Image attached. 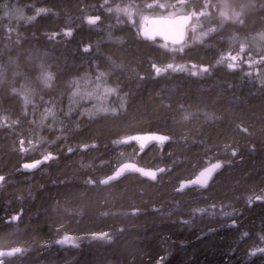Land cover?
<instances>
[{"label":"trees","instance_id":"16d2710c","mask_svg":"<svg viewBox=\"0 0 264 264\" xmlns=\"http://www.w3.org/2000/svg\"><path fill=\"white\" fill-rule=\"evenodd\" d=\"M144 2L0 0V251L23 250L3 264H264L250 254L264 247V0H185L180 14L209 4L195 25L209 34L188 32L183 51L143 42L141 17L115 11ZM225 4L239 17L222 18ZM169 63L185 70L152 67ZM146 133L169 142L117 146ZM125 162L164 172L101 187ZM215 162L207 189L177 192Z\"/></svg>","mask_w":264,"mask_h":264},{"label":"snow or ice","instance_id":"6c2138e0","mask_svg":"<svg viewBox=\"0 0 264 264\" xmlns=\"http://www.w3.org/2000/svg\"><path fill=\"white\" fill-rule=\"evenodd\" d=\"M185 4V0H177V3H171L170 0H152V2H145L142 5H134V4H129L126 5L125 7L121 8L119 5L116 6L115 11L117 14L123 13L124 15L127 16L129 22L135 23L133 20L134 15H139L141 17L140 19V25L138 27V33L142 34L144 38L146 39H152L154 40L157 36L163 37L165 40H172L173 44L181 43L182 38L185 35V29L189 25L190 21H192L193 17H196L197 20H199L200 17L207 16L209 13L207 12V8L209 7V4L206 2L202 9L200 11H191L187 12L184 14H180L183 11V7ZM178 5L180 7H178ZM252 5H243L242 10L244 7H248ZM227 4L223 6V9L220 10V16L224 18L225 20L227 19H233V18H238L240 13L233 12L232 15H229L228 12L224 9H227ZM151 10L148 15H145V11ZM46 9H38V13H43L46 12ZM108 11L111 12L113 11L112 8H108ZM29 19H34V17H31ZM100 19L99 16H89L88 17V23L89 24H95L98 20ZM242 22V21H241ZM215 28H210L209 32L215 31ZM193 31H195V27H193ZM65 35L70 36L71 30H67ZM209 33L208 32H203L201 33L202 36H207ZM55 35V34H54ZM261 39L264 40V34H261ZM161 47L168 49V44H163ZM245 46L243 44L240 45V51H244ZM87 50V49H85ZM170 51H177V49L172 48ZM178 51H183V48L181 47L178 49ZM232 61H236L238 59L237 56H233L229 54L228 57ZM261 61L264 62V57H261ZM255 61H252L251 59L249 60V64L254 63ZM230 68L234 67L233 64L228 65ZM152 67L155 69L157 74H160L161 72L168 71L171 69L172 71H184L185 66L182 65H174L173 63H169L163 68L157 66L156 64H153ZM193 68L196 66L193 65ZM41 68H43V65H41ZM200 71L202 72H207L208 68L201 66ZM0 72H2V69H0ZM193 75H196V72H192ZM103 73H101V76ZM100 77H97L99 79ZM41 79L45 86H50L52 79H53V74L51 72L47 71H42L41 73ZM23 87V86H22ZM14 93L17 92V89L12 90ZM117 90L115 88L112 89H106V92H116ZM77 93H73V95H76ZM20 95L23 97L24 104L28 105L32 101L29 99V95L27 91H20ZM91 95V94H88ZM48 114L52 115L53 113L51 110H47ZM185 119H187V116H185ZM247 131V129H245ZM131 140H135L139 142L140 144V149L143 150L144 147L146 146L147 142L150 141H156L160 144H163L165 141L169 140L168 136H163V135H147V136H135V137H128L124 142H128ZM119 142V141H118ZM31 143V141H29ZM21 144V151H24L25 149L23 148L24 141H20ZM71 151V149H69ZM232 155L235 156L236 152L235 150L232 151ZM51 158L50 154L45 156L44 159L47 160ZM41 161L37 160L33 163H25L23 167L25 169H31L37 167ZM222 164L220 162H217L213 164L211 167L205 168L199 173V176L195 179V181H189V183H196L201 186H206L207 181L211 178L213 172L220 168ZM125 171H132V172H138L144 176L150 177L151 179L155 180L156 179V172L150 171V170H145L144 168L137 167L136 164L134 163H125L122 164L121 167H119L113 175L106 177L103 180H100V184H108L110 181L117 179L121 175L124 174ZM158 171L163 172L164 169H158ZM5 177L0 176V182L4 181ZM89 183H92V181H89ZM183 187V185H181ZM253 197H249V203H251ZM255 199L258 200H264V195L256 196ZM136 211V210H134ZM225 215H229V213H224ZM19 219L18 216H13L11 218L12 221H15ZM244 236H247V233L244 234ZM97 238H108L107 233H100L97 234ZM69 237L65 236L61 241H58V243H65L69 241ZM261 241H264V236L260 237ZM23 250L20 248H14L9 252H0V257L3 256H11L15 255L17 253H21ZM256 253H262L264 254V247H256L252 252H250L251 255H255ZM0 264H3V261H0Z\"/></svg>","mask_w":264,"mask_h":264},{"label":"water","instance_id":"95a60500","mask_svg":"<svg viewBox=\"0 0 264 264\" xmlns=\"http://www.w3.org/2000/svg\"><path fill=\"white\" fill-rule=\"evenodd\" d=\"M191 24H192V21H190L189 25H188L187 28L185 29V35H184L183 38H182V42H181V43H177V44H173L171 39H169V40H165V39H164L163 37H161V36H157L154 40H152V39H146V38H144V36H143L142 34H139V33H138V37H139L140 40H142L143 42H147V43H155V42H158V43H161V44H168L169 46L178 47V46H182V45L186 42V39H187V36H188V29H189V27L191 26ZM147 135H160V134H156V133H146V134H139V135L127 136V137L121 139L119 142H117V146H125V145H129V144L134 143V144H136L137 147L140 149V144H139V142H137V141H135V140H131V141H128V142H124V141H125L126 138H128V137L147 136ZM168 142H169V140L165 141L163 144H166V143H168ZM154 145H162V144H160V143H158V142H156V141H150V142H147V144H146V146L144 147L143 150H141V149H140V150H141V151H145L146 149H148L149 147L154 146ZM125 163H133V162H125ZM125 163H122V164H125ZM215 163H217V162H215ZM215 163H212V164H209V165L205 166V167H204L203 169H201V170H200V171H199V172H198L193 178L188 179V180H186V181H182L181 183H179V185H178V187H177V192L181 193V192H183V191H185V190H187V189H201V190H205V189H207V188L210 186L211 182L214 180L215 176H216V175H217V174L223 169V164H222V163H221L222 166H221L220 168L216 169V170L213 172L211 178L207 181L206 186H201V185L196 184V183H189V181H195V179L199 176V173H200L202 170H204L205 168L211 167V166H212L213 164H215ZM122 164H120L119 166H117V167L115 168V170H114L109 176L113 175L114 172H115L119 167H121ZM134 164H135V163H134ZM136 165H137V164H136ZM137 167L144 168V167H141V166H138V165H137ZM144 169H145V170H150V171H154V172H156V179L153 180V179H151L150 177L144 176V175H142V174H140V173H138V172L125 171L124 174L121 175L120 177H118L117 179L110 181L108 184H100V186H101V187H105V186H108V185H110V184L116 183V182H118L119 180H121L122 178H124L125 176H129V175H136V176H138L139 178H141V179H143V180L149 181V182H151V183H155V182L157 181L158 177L164 172V171H163V172H160V171H158V169H147V168H144ZM159 169H164V168H159ZM107 177H108V176H107ZM181 185H183V187H181ZM0 252H9V251L4 250V251H0ZM13 256H14V255L0 257V261H3V260L6 259V258H12Z\"/></svg>","mask_w":264,"mask_h":264},{"label":"rangeland","instance_id":"374dc122","mask_svg":"<svg viewBox=\"0 0 264 264\" xmlns=\"http://www.w3.org/2000/svg\"><path fill=\"white\" fill-rule=\"evenodd\" d=\"M194 18V21L193 23L191 24V26L189 27L188 29V32H189V36H191L192 39H196V40H200V38L202 37L201 33L197 31V27L195 25H197V18L196 17H193ZM193 27H195V31H193ZM204 32V31H203ZM202 32V33H203ZM185 46V45H184ZM183 45L182 46H178V47H184ZM39 166V165H38ZM37 166V167H38ZM35 167V168H37ZM35 168H31V169H26V170H34ZM77 243H74L73 242V239L70 238L68 242H65L63 243V245H76Z\"/></svg>","mask_w":264,"mask_h":264},{"label":"bare ground","instance_id":"6f19581e","mask_svg":"<svg viewBox=\"0 0 264 264\" xmlns=\"http://www.w3.org/2000/svg\"><path fill=\"white\" fill-rule=\"evenodd\" d=\"M137 34H138V30H137Z\"/></svg>","mask_w":264,"mask_h":264}]
</instances>
